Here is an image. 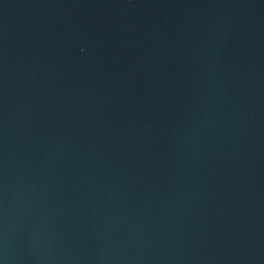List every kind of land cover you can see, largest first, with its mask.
Wrapping results in <instances>:
<instances>
[{
	"label": "water",
	"instance_id": "water-1",
	"mask_svg": "<svg viewBox=\"0 0 264 264\" xmlns=\"http://www.w3.org/2000/svg\"><path fill=\"white\" fill-rule=\"evenodd\" d=\"M0 264H264V0H0Z\"/></svg>",
	"mask_w": 264,
	"mask_h": 264
}]
</instances>
